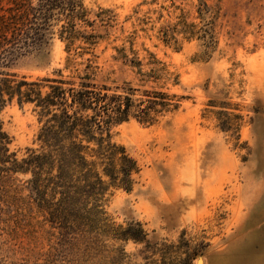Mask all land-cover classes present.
Wrapping results in <instances>:
<instances>
[{
  "label": "rangeland",
  "instance_id": "rangeland-1",
  "mask_svg": "<svg viewBox=\"0 0 264 264\" xmlns=\"http://www.w3.org/2000/svg\"><path fill=\"white\" fill-rule=\"evenodd\" d=\"M82 2L93 12L103 8L115 15L111 28H99L103 39L92 55H67L54 28L4 71L31 80L54 78L59 71L65 77L74 69L82 74L90 59L97 84L130 82L183 97L180 109L156 125L130 121L112 129V140L137 160L140 173L133 190L115 191L105 208L116 225L141 223L150 247L105 241V247L90 249L33 203L0 202V264H264V0ZM7 6L0 0V8ZM181 20L213 37L203 59V41L196 36L177 35L176 47L159 40V28ZM122 47L135 51L143 72L153 54L175 81H141L136 68L118 59L115 49ZM218 106L241 116L237 135L217 128ZM0 119L19 159L26 149L39 148L31 107L13 103ZM16 178L24 184L30 175ZM29 194L25 188L20 196ZM182 235L188 249L179 244ZM162 244L177 247L164 257L152 252Z\"/></svg>",
  "mask_w": 264,
  "mask_h": 264
},
{
  "label": "trees",
  "instance_id": "trees-1",
  "mask_svg": "<svg viewBox=\"0 0 264 264\" xmlns=\"http://www.w3.org/2000/svg\"><path fill=\"white\" fill-rule=\"evenodd\" d=\"M6 2L8 6L0 8V113L13 103L19 108L31 107L39 124V148L26 149L19 159L10 151V138L0 119V202L7 207L33 203L65 234L84 241L90 249L105 247V241H131L149 248L141 223L116 225L105 208L107 197L115 191L131 192L140 173L137 160L112 140V129L130 121L156 125L180 109L183 97L162 88L139 89L130 82L114 87L97 84L92 79L90 59H86L82 74L74 69L65 77L59 71L54 78L31 80L5 72L17 55L41 44L54 28L67 55L71 51L78 57L92 55L103 39L99 28H111L115 20L110 9L93 12L83 6L82 0ZM200 5L207 7L205 3ZM157 33L164 44L175 47L179 34L186 39H201L204 50L200 59L215 44L207 30H198L183 20L159 28ZM115 50L118 59L138 70L141 81H175L153 54L148 53L146 65L150 68L143 72L132 48L128 52L123 47ZM70 66L67 57L65 69ZM212 104L208 106L216 107ZM218 107L222 110L216 113L217 128L237 135L241 116ZM16 175L30 178L24 186L18 184ZM25 188L30 191L26 199L20 196ZM179 244L186 249L190 246L183 235ZM176 247L162 244L154 246L152 252L164 257Z\"/></svg>",
  "mask_w": 264,
  "mask_h": 264
}]
</instances>
